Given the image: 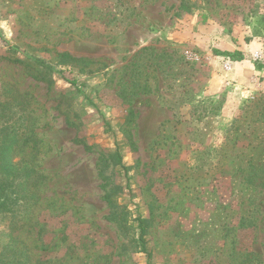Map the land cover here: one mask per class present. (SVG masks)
Masks as SVG:
<instances>
[{
    "label": "rangeland",
    "instance_id": "obj_1",
    "mask_svg": "<svg viewBox=\"0 0 264 264\" xmlns=\"http://www.w3.org/2000/svg\"><path fill=\"white\" fill-rule=\"evenodd\" d=\"M4 153L29 264H264V0H0Z\"/></svg>",
    "mask_w": 264,
    "mask_h": 264
},
{
    "label": "trees",
    "instance_id": "obj_2",
    "mask_svg": "<svg viewBox=\"0 0 264 264\" xmlns=\"http://www.w3.org/2000/svg\"><path fill=\"white\" fill-rule=\"evenodd\" d=\"M214 51L217 54H225L235 61H240L243 58L242 53L237 50L233 52ZM4 155L5 157H2L4 161L0 165V226H2L0 227V264H29L24 244L12 236V231L22 224L18 223L19 220L16 219V216L25 215V210L30 209L33 205H27V203L32 199L36 201L38 198L34 197L33 192L27 187L30 171L26 172L24 166H14L11 163L10 156L5 153ZM1 156H3V153H1ZM115 156L116 164L123 166L120 154L116 152ZM139 220L140 238L144 241V220Z\"/></svg>",
    "mask_w": 264,
    "mask_h": 264
}]
</instances>
